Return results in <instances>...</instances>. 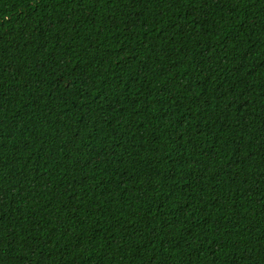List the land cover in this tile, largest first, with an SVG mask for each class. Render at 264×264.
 Here are the masks:
<instances>
[{
    "label": "trees",
    "instance_id": "1",
    "mask_svg": "<svg viewBox=\"0 0 264 264\" xmlns=\"http://www.w3.org/2000/svg\"><path fill=\"white\" fill-rule=\"evenodd\" d=\"M0 264H264V0H0Z\"/></svg>",
    "mask_w": 264,
    "mask_h": 264
}]
</instances>
